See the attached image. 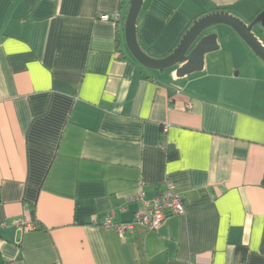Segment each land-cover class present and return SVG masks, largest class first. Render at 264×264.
Returning <instances> with one entry per match:
<instances>
[{"label": "crops", "instance_id": "1", "mask_svg": "<svg viewBox=\"0 0 264 264\" xmlns=\"http://www.w3.org/2000/svg\"><path fill=\"white\" fill-rule=\"evenodd\" d=\"M128 8L0 0V264H264V63L219 25L202 72L146 69L124 41ZM262 10L264 0H144L136 38L162 59L207 14L248 24ZM223 55L234 76L209 72ZM168 183L182 214L122 235L102 226L111 211L130 222L140 205L126 200Z\"/></svg>", "mask_w": 264, "mask_h": 264}, {"label": "water", "instance_id": "2", "mask_svg": "<svg viewBox=\"0 0 264 264\" xmlns=\"http://www.w3.org/2000/svg\"><path fill=\"white\" fill-rule=\"evenodd\" d=\"M143 1L129 0L123 29L127 50L142 67L159 72L174 69V76L177 79L202 72L205 55L218 49L217 35L209 30L219 25L232 29L264 63V45L254 32L260 27L264 33V10L248 24L225 11L207 14L193 21L172 53L162 59H153L140 49L136 38V24Z\"/></svg>", "mask_w": 264, "mask_h": 264}, {"label": "built area", "instance_id": "3", "mask_svg": "<svg viewBox=\"0 0 264 264\" xmlns=\"http://www.w3.org/2000/svg\"><path fill=\"white\" fill-rule=\"evenodd\" d=\"M100 20L109 21L108 15H100ZM115 21H118L119 15H116ZM126 202H138L140 209L135 211L132 220L126 223H114V211H111L101 219V224L106 229H112L122 235L134 225L146 227L149 230H155L170 216L180 215L184 212V201L182 197L175 191L171 184H166L163 190H160L151 200H145L143 193H139L132 198H128ZM121 210H123L121 208ZM16 226L24 227L25 230L33 229L32 224L25 226L20 222H15Z\"/></svg>", "mask_w": 264, "mask_h": 264}, {"label": "rangeland", "instance_id": "4", "mask_svg": "<svg viewBox=\"0 0 264 264\" xmlns=\"http://www.w3.org/2000/svg\"><path fill=\"white\" fill-rule=\"evenodd\" d=\"M254 32L255 33H257V31L256 30H254ZM258 36H259V34H258ZM261 38L263 39V41H264V34H263V36H261ZM217 56H214V58H216ZM236 57V56H235ZM213 58V59H214ZM237 58V57H236ZM209 59V58H208ZM219 60V59H218ZM234 60V63H235V59H233ZM220 64H218V67H216L215 69H211V67H210V69H209V67H208V70H209V72L210 73H212V74H220V75H228V74H231V75H235L236 74V72H237V69H232V65H231V63L229 62V60H228V58L226 57V56H224L223 55V57L222 58H220ZM218 61V62H219ZM223 61V62H222ZM226 62V63H225ZM218 76V77H215V83H217V84H219V87L221 86V85H223L224 83H228V81L225 79V78H222L221 76ZM226 87H228V85L227 84H224Z\"/></svg>", "mask_w": 264, "mask_h": 264}, {"label": "trees", "instance_id": "5", "mask_svg": "<svg viewBox=\"0 0 264 264\" xmlns=\"http://www.w3.org/2000/svg\"><path fill=\"white\" fill-rule=\"evenodd\" d=\"M30 212H31L32 218H34L35 217V209H34V207H31Z\"/></svg>", "mask_w": 264, "mask_h": 264}]
</instances>
